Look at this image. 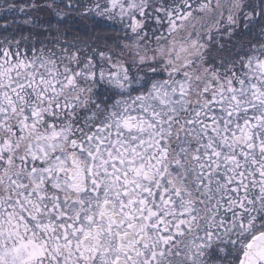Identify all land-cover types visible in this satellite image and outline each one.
<instances>
[{
	"label": "snow or ice",
	"instance_id": "6c2138e0",
	"mask_svg": "<svg viewBox=\"0 0 264 264\" xmlns=\"http://www.w3.org/2000/svg\"><path fill=\"white\" fill-rule=\"evenodd\" d=\"M0 264H264V0H0Z\"/></svg>",
	"mask_w": 264,
	"mask_h": 264
}]
</instances>
